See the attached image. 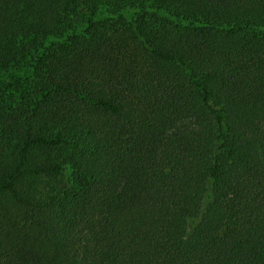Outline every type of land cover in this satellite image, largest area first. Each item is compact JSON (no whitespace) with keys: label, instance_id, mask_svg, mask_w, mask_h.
<instances>
[{"label":"trees","instance_id":"obj_1","mask_svg":"<svg viewBox=\"0 0 264 264\" xmlns=\"http://www.w3.org/2000/svg\"><path fill=\"white\" fill-rule=\"evenodd\" d=\"M0 264H264V0H0Z\"/></svg>","mask_w":264,"mask_h":264},{"label":"rangeland","instance_id":"obj_2","mask_svg":"<svg viewBox=\"0 0 264 264\" xmlns=\"http://www.w3.org/2000/svg\"><path fill=\"white\" fill-rule=\"evenodd\" d=\"M2 75L4 76V74L0 72V76H2Z\"/></svg>","mask_w":264,"mask_h":264}]
</instances>
